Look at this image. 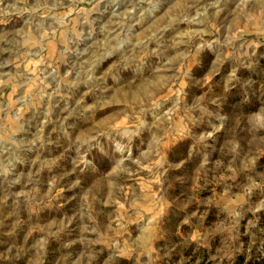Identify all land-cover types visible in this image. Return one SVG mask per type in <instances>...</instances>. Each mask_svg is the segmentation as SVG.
<instances>
[{
    "label": "rangeland",
    "instance_id": "374dc122",
    "mask_svg": "<svg viewBox=\"0 0 264 264\" xmlns=\"http://www.w3.org/2000/svg\"><path fill=\"white\" fill-rule=\"evenodd\" d=\"M0 264H264V0H0Z\"/></svg>",
    "mask_w": 264,
    "mask_h": 264
}]
</instances>
